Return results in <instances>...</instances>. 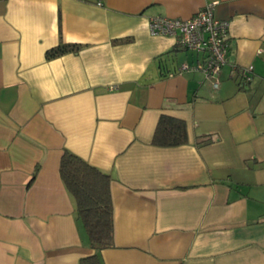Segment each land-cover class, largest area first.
<instances>
[{
  "label": "crops",
  "instance_id": "crops-1",
  "mask_svg": "<svg viewBox=\"0 0 264 264\" xmlns=\"http://www.w3.org/2000/svg\"><path fill=\"white\" fill-rule=\"evenodd\" d=\"M211 3L229 21L217 89L201 53L147 25ZM60 43L81 48L47 60ZM161 116L185 123L186 144H152ZM64 150L110 177V248L95 252L76 218ZM95 254L98 264H264V0L0 1V264Z\"/></svg>",
  "mask_w": 264,
  "mask_h": 264
},
{
  "label": "trees",
  "instance_id": "trees-1",
  "mask_svg": "<svg viewBox=\"0 0 264 264\" xmlns=\"http://www.w3.org/2000/svg\"><path fill=\"white\" fill-rule=\"evenodd\" d=\"M1 1V0H0ZM81 45L60 43L46 51L47 60L76 53ZM187 128L183 121L161 116L152 144L172 147L186 144ZM61 180L75 203L76 218L83 224L90 247L98 252L113 246V202L110 177L79 156L64 150L60 163ZM80 264H98L97 255L83 259Z\"/></svg>",
  "mask_w": 264,
  "mask_h": 264
},
{
  "label": "built area",
  "instance_id": "built-area-1",
  "mask_svg": "<svg viewBox=\"0 0 264 264\" xmlns=\"http://www.w3.org/2000/svg\"><path fill=\"white\" fill-rule=\"evenodd\" d=\"M215 5L208 4L188 19L151 16L147 20L151 35L173 37L180 48L203 55L197 68L205 74L213 89L219 86L218 77L227 63L229 50V21L215 16ZM182 68L188 69L189 66L185 64ZM241 79L245 83L251 82L252 67L242 72Z\"/></svg>",
  "mask_w": 264,
  "mask_h": 264
}]
</instances>
